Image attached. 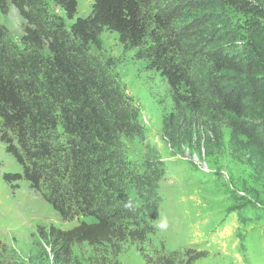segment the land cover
Here are the masks:
<instances>
[{
	"label": "trees",
	"instance_id": "trees-1",
	"mask_svg": "<svg viewBox=\"0 0 264 264\" xmlns=\"http://www.w3.org/2000/svg\"><path fill=\"white\" fill-rule=\"evenodd\" d=\"M50 2L64 17L50 12ZM222 3L249 15L246 51H205L209 74L216 75L204 81L193 79L197 51L184 43L185 29L172 23L181 11L177 4L154 12L153 0H93L83 17L79 0H0L3 14L14 7L25 21L21 46L6 39L0 23V142L22 167L5 172L3 181L17 189L26 180L48 193L64 220L81 219L70 229L50 227L58 246L53 264H80L72 250L76 243L143 242L149 232L132 226L150 203L153 210L157 205V183L129 161L123 147L126 138L144 137L137 110L90 53L105 31L116 33L126 50L139 49L138 57L166 77L174 111L163 120L165 135L188 143L207 124L201 118L220 120L230 129L231 147L264 172V0ZM186 112L200 115L198 132L192 124L191 133L183 130ZM174 120L184 122L177 128ZM187 253L181 262L161 256L157 264H194L206 255Z\"/></svg>",
	"mask_w": 264,
	"mask_h": 264
},
{
	"label": "rangeland",
	"instance_id": "rangeland-1",
	"mask_svg": "<svg viewBox=\"0 0 264 264\" xmlns=\"http://www.w3.org/2000/svg\"><path fill=\"white\" fill-rule=\"evenodd\" d=\"M153 2L154 12L181 6L172 23L185 29L184 43L197 51L193 79L208 81L216 75L209 74L205 51L245 55L249 15L240 7L222 0ZM92 3L79 0L78 15L87 16ZM49 10L64 17L53 2ZM0 23L7 31L6 39L21 46L25 21L17 9L11 8L7 15L0 11ZM91 48L90 53L114 74V85L137 110L144 137L126 138L123 147L129 161L150 175L152 185L157 183V205L153 210L150 203L140 224L132 226L149 232L143 242L129 237L95 247L76 243L74 257L80 264H157L161 256L181 262L191 249L206 254L194 264H264V172L248 155L231 147L230 129L205 116L200 117L207 123L201 128L202 139L195 134L188 143L173 140L163 126L165 116L174 111L166 77L151 68L148 59L138 57L139 49L126 50L116 33L105 31L100 46ZM199 116L186 112L183 130L191 133L192 124L198 132L195 119ZM183 122L173 121L177 128ZM5 172H22V167L0 142V264H53L58 246L49 238L50 227L70 229L81 219L64 220L45 198L48 193L32 189L26 180L11 189L3 181Z\"/></svg>",
	"mask_w": 264,
	"mask_h": 264
},
{
	"label": "clouds",
	"instance_id": "clouds-1",
	"mask_svg": "<svg viewBox=\"0 0 264 264\" xmlns=\"http://www.w3.org/2000/svg\"><path fill=\"white\" fill-rule=\"evenodd\" d=\"M161 227H163V225H161Z\"/></svg>",
	"mask_w": 264,
	"mask_h": 264
}]
</instances>
